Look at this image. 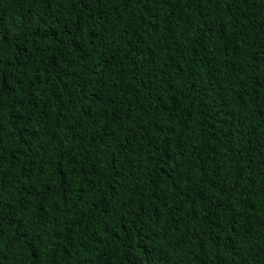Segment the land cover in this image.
I'll use <instances>...</instances> for the list:
<instances>
[{
    "label": "trees",
    "instance_id": "1",
    "mask_svg": "<svg viewBox=\"0 0 264 264\" xmlns=\"http://www.w3.org/2000/svg\"><path fill=\"white\" fill-rule=\"evenodd\" d=\"M0 264H264V0H0Z\"/></svg>",
    "mask_w": 264,
    "mask_h": 264
}]
</instances>
